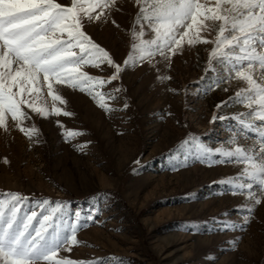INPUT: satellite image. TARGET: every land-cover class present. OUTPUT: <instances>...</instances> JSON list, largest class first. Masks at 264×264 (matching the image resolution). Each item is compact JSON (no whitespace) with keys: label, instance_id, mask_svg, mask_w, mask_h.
<instances>
[{"label":"rangeland","instance_id":"374dc122","mask_svg":"<svg viewBox=\"0 0 264 264\" xmlns=\"http://www.w3.org/2000/svg\"><path fill=\"white\" fill-rule=\"evenodd\" d=\"M214 2L207 0L209 7ZM140 6L117 0L106 18L85 23L94 41L122 65L138 55L131 45ZM205 23L209 28L200 37L214 42L220 22ZM144 30L146 39L154 36L147 24ZM214 48L215 43L183 42L169 60L157 55L151 63L125 68L103 89H121L108 101L111 112L87 92L54 85L66 101L55 106L71 116L44 118L26 108L31 120L23 126H35L37 135L29 138L11 119L7 132L0 129V192L24 197L20 215L48 214L55 204L42 201H59L65 229L77 216L87 224L77 229L79 243L69 245L70 252L61 249L58 258L86 264H264V197L253 192L262 202L249 214L247 193L227 183L244 165L216 163L224 157L214 151L209 159L200 155L201 145L234 147L233 139L258 144L256 134L236 120L257 123L235 97L247 84L231 76V64L217 63ZM84 70L112 74L106 65ZM43 99L51 110L46 91ZM69 131L83 135L69 138Z\"/></svg>","mask_w":264,"mask_h":264},{"label":"snow or ice","instance_id":"6c2138e0","mask_svg":"<svg viewBox=\"0 0 264 264\" xmlns=\"http://www.w3.org/2000/svg\"><path fill=\"white\" fill-rule=\"evenodd\" d=\"M116 4L117 0H71L68 5L59 0H0V129L7 132L11 119L29 138L37 135L35 126H23L31 120L26 108L44 118L71 116L55 106L56 101H66L54 85L87 92L101 109L111 112L108 101L115 100L112 92L121 89H103L118 81L125 68L151 63L157 55L169 60L183 42L215 43L211 56L219 64H231V76L247 84L235 97L250 109L248 117L257 123H247L242 116L236 120L256 134L258 144L242 145L233 139L234 147L213 150L201 145L200 155L209 159L214 151L217 157H224L216 163L244 165L238 178L227 183L237 193H247L253 206L246 211L253 213L262 202L253 192L264 197V0H215L212 7L207 0H136L141 5L136 20L139 30L132 31L131 49L138 55H129L123 65L85 30L86 22L106 18ZM205 21L220 22L214 42L200 37V31L209 28ZM145 24L154 34L152 38H145ZM105 65L112 69L108 77L84 70ZM222 82L226 81L218 83ZM45 91L53 101L51 110L43 99ZM67 135L72 138L83 133L69 131ZM23 200L19 193L0 192V264H86L58 256L61 249L70 252L69 245L79 243L77 229L87 224H80L77 216L65 229L59 201H42L55 204L48 214L33 211L21 216Z\"/></svg>","mask_w":264,"mask_h":264}]
</instances>
